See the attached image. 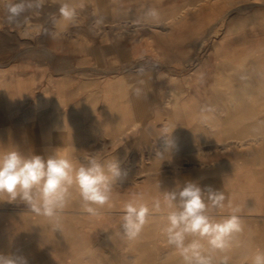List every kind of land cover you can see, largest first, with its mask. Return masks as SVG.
I'll list each match as a JSON object with an SVG mask.
<instances>
[{"label":"crops","instance_id":"obj_1","mask_svg":"<svg viewBox=\"0 0 264 264\" xmlns=\"http://www.w3.org/2000/svg\"><path fill=\"white\" fill-rule=\"evenodd\" d=\"M243 1L71 0L78 15L67 22L59 14V1L52 0L46 10L45 4L29 10L16 24L6 18V6L14 0H0V151L18 147L26 154L34 150L48 155L58 149L76 162L89 156L101 162L117 158L124 169L126 160L134 164L140 159V149H162L160 137L175 127L172 136L179 148L187 147L183 143L190 131L220 133L219 112H202L204 106L195 116L179 109L178 116L185 119L175 124V110L162 103L171 86L166 87L157 67L187 69L195 60L194 92L188 94L187 78H180L179 93L185 95L184 100H225L231 97H220L221 82L249 84L242 79L264 74V43L229 40L248 35L235 31L251 28L252 13L232 18L230 14L225 27H220L225 13L234 5L246 4ZM193 5L198 8L189 12ZM263 6H258L257 13L264 18ZM149 9L159 13L158 22L146 18ZM206 37L219 41L200 49L198 44ZM142 58L157 64L147 66L142 77L124 73L126 65ZM204 86L212 92H200ZM244 93L235 88L227 92L233 97ZM127 176L140 174L127 172ZM72 192L61 216L62 229L71 230L72 262L88 264L97 249L100 259L111 254L116 259L155 264L183 260L177 251L172 253L167 239L161 243V237L148 238L144 244L140 233L132 240L120 238L125 237L121 227L124 184L115 186L111 206L101 208L97 217L87 214L75 189ZM61 234L52 230L47 218L34 215L24 204L0 202V251L20 252L29 264H57L66 259L54 247L63 243ZM121 239L131 247L125 252L129 256L122 257Z\"/></svg>","mask_w":264,"mask_h":264},{"label":"rangeland","instance_id":"obj_2","mask_svg":"<svg viewBox=\"0 0 264 264\" xmlns=\"http://www.w3.org/2000/svg\"><path fill=\"white\" fill-rule=\"evenodd\" d=\"M58 1L61 3V0ZM49 2H52V0H44L45 10ZM243 2H246V4L234 5L225 13L226 16L222 19L220 27L221 29L225 27L228 21L227 17L230 14L232 18L252 13L251 28L248 27V30L247 27L246 29L242 27L235 31L236 33L246 32L249 36H236L229 38V40L235 44H263L264 18L260 15L261 13L257 12L259 11L258 6L260 4L264 5V0H244ZM197 8L193 5L188 11L195 12ZM254 13L257 14L253 16ZM215 40L219 41L216 37H206L198 44L199 48L206 47L207 49V46ZM153 63V59H139L126 65L124 73L140 74L142 77V73L148 68L147 66ZM195 64V60H193L190 63L191 67L187 69L157 67V71H161L164 75L166 87L171 86V90L168 89L163 94V107L171 111L175 110L172 119L175 120L177 125L183 123L182 120L185 119L178 116L181 108L187 109L194 116L196 115L195 111L201 106L217 110L221 132L217 134L202 131L188 132V140L183 143L187 147L174 151L164 161L156 157V151L162 150L159 147L149 150L140 149V159L138 161L135 159L134 164H130V161L126 160L123 164L124 171L140 174V176H127L124 184V204L132 199L135 193L144 194L143 202L149 208L152 207L154 200L159 199L161 201V211L152 213L149 216L147 223L140 232V242L145 244L148 238L155 241V238L161 237L159 241L162 243L164 239H167L163 238L164 235L161 233H163V227L167 223L165 217L169 211L164 203L165 190H171L175 184L180 186L186 180L196 181L202 187L211 185L216 189H220L226 197L225 207L210 214L214 218L220 219L230 215L234 207H239L241 211L238 215L242 220L243 231L238 234L228 252L214 253V259L219 261L221 256L227 255L230 258L228 264H251V258L258 251L264 252V221H261L260 218L262 214L264 215V188L260 186L261 180H263L261 176H264V121H259L264 119V74L261 73L258 76L242 79L244 82L249 81V84H224V82H221L219 85L220 97H231L225 100H184L185 95L179 93L182 85L180 78H187V81L184 82L187 93L194 92L196 88L195 77L193 76ZM223 80L225 79L220 78V81ZM236 80L238 82L241 79ZM232 88H235L237 92L245 93L234 97L228 95V90L231 91ZM199 91L212 92L211 88H206V86ZM232 97H236V99ZM140 141L142 142L143 139H140ZM159 183H161V187ZM117 218L121 219L120 216ZM109 220H116V216H109ZM118 231L121 232V229ZM61 232L59 240L63 243L54 247L58 256L66 259L60 260L57 264H82L83 262L71 261V230L62 229ZM120 238L126 239L122 236ZM122 239L118 244V248L121 253H124L122 257L129 256L130 254L125 252H130L126 249L129 248L128 250H130L131 247ZM171 248L172 253H176L173 246ZM99 254L98 249L94 251L92 261L88 264L158 263L148 260H140L139 262H133L130 259L121 260L112 257L111 254L104 255L105 259H100ZM179 264H184L183 260Z\"/></svg>","mask_w":264,"mask_h":264},{"label":"clouds","instance_id":"obj_3","mask_svg":"<svg viewBox=\"0 0 264 264\" xmlns=\"http://www.w3.org/2000/svg\"><path fill=\"white\" fill-rule=\"evenodd\" d=\"M43 2H10L6 6L7 21L19 24L27 11L42 8ZM78 7L83 9L84 5ZM59 14L64 21L72 22L78 15L77 6L71 0H61ZM145 16L153 22L159 20L155 9H149ZM136 91L139 94L140 90ZM201 111L212 109L204 107ZM175 128L160 137L163 145L162 150L156 151V157L162 161L179 150L178 140L172 136ZM126 180L127 172L117 158L101 162L95 156H89L76 162L58 149L48 155L36 154L34 150L26 154L18 147L0 151V202L24 204L34 215L47 218L54 232L62 230L61 216L72 199V189H75L83 210L97 217L101 208L111 206L115 186L125 184ZM225 200L220 189L211 185L202 187L192 180L165 190L164 203L169 211L163 232L167 243L179 253L184 264H228L229 256L223 255L217 261L213 254L228 252L243 227L239 207H234L230 215L220 219L210 214L223 209ZM143 201L144 194L135 193L123 206L121 227L129 240L139 235L152 213L161 211L159 199L153 201L151 208ZM0 264H29V260L20 252L0 251ZM251 264H264V252L258 251L251 258Z\"/></svg>","mask_w":264,"mask_h":264}]
</instances>
